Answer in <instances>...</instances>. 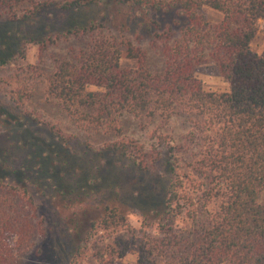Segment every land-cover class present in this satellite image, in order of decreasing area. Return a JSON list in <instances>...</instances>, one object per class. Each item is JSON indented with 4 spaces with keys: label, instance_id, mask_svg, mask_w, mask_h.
I'll list each match as a JSON object with an SVG mask.
<instances>
[{
    "label": "trees",
    "instance_id": "16d2710c",
    "mask_svg": "<svg viewBox=\"0 0 264 264\" xmlns=\"http://www.w3.org/2000/svg\"><path fill=\"white\" fill-rule=\"evenodd\" d=\"M261 20L264 0H0V25L45 28L0 45V124L11 149L27 159L19 167L18 159L0 157V264H16L31 247L35 223L21 203L33 199L29 186L44 197L47 190L64 194L70 156L114 158L152 173L144 146L123 136L122 117L179 112L192 116L190 139L199 148L190 164L193 188L176 147L160 136L161 180L151 205L135 209L163 238L141 246L137 264H264V57L251 48ZM81 38H89L86 46L72 47L43 81L47 97L79 130L117 138L99 146L82 141L85 153L76 150L75 136L28 107V45L44 52ZM146 45L162 49L161 71L150 69ZM205 62L228 91L205 89L197 76ZM101 207L83 233L86 244L99 229L127 221L111 200ZM186 222L188 231L178 233ZM80 247L69 257H81Z\"/></svg>",
    "mask_w": 264,
    "mask_h": 264
},
{
    "label": "rangeland",
    "instance_id": "374dc122",
    "mask_svg": "<svg viewBox=\"0 0 264 264\" xmlns=\"http://www.w3.org/2000/svg\"><path fill=\"white\" fill-rule=\"evenodd\" d=\"M208 18L212 23L220 21L218 14L208 13ZM43 23L39 26H24L23 29L21 25L1 23L0 45L16 41L18 34L21 33L35 37L43 35L45 32ZM88 40L89 38H81L68 43H58L44 52L35 44L27 47V62L32 66L29 74L32 96L28 107L61 127L67 134L75 136L74 145L81 153L86 152L84 146H80L82 141L88 140L99 146L117 138L114 134L104 131L79 130L56 103L47 97L43 76L50 74L57 61L65 58L72 47L83 48ZM145 48L150 69L161 71L164 67L162 49L151 48L148 45ZM251 48L264 57V20L260 21V28ZM135 65L133 61H123L125 67L131 68ZM197 76L207 91L229 90L228 83L211 63L205 62L200 66ZM191 118V115L181 112L171 118L145 115L143 119H136L127 114L122 117L123 136L144 146L152 173L139 172L127 161L118 166L117 159L114 158L105 159L90 154L82 157L70 156L69 165L63 169L64 194L55 193L53 197L54 193L47 190V196L44 197L41 196L39 188L33 191L31 187H34L29 186L33 199L29 201L25 198L21 203L26 206L28 215L35 223L36 232L30 249L17 255L16 264H103V260L109 258H115L118 264H137L140 247L149 248V243L163 238L158 231L143 225V218L135 209L151 205V200H154L153 186H158L161 180L163 169L160 167L162 160L159 158V152L162 156L164 152L163 147L158 145L160 136H164L171 146L176 147L180 156L181 173L189 176L190 182L187 183V187L193 188L191 180L195 175L190 164L199 157V148L190 139ZM11 142L9 132L0 124V157L9 155L10 158L18 159L16 166L20 167L27 162L26 156L18 148L11 149ZM103 164L105 167L100 169ZM88 180L92 182L91 185L88 184ZM189 196L191 197L190 194ZM109 200L126 213V223L107 231L99 229L86 244L83 233L88 229L90 221L100 214L101 206ZM188 225L187 222L181 223L177 232H187ZM78 246L85 250L84 254L81 257H69L68 253H74Z\"/></svg>",
    "mask_w": 264,
    "mask_h": 264
}]
</instances>
